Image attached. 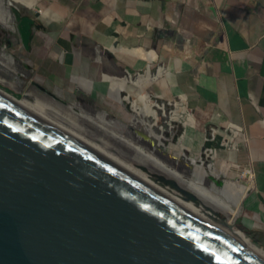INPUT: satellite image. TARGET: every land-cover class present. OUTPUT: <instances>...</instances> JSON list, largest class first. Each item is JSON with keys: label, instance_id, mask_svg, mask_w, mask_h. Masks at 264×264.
<instances>
[{"label": "water", "instance_id": "1", "mask_svg": "<svg viewBox=\"0 0 264 264\" xmlns=\"http://www.w3.org/2000/svg\"><path fill=\"white\" fill-rule=\"evenodd\" d=\"M32 25L29 16L19 18L25 49ZM0 264L264 260L91 144L0 94Z\"/></svg>", "mask_w": 264, "mask_h": 264}, {"label": "crops", "instance_id": "2", "mask_svg": "<svg viewBox=\"0 0 264 264\" xmlns=\"http://www.w3.org/2000/svg\"><path fill=\"white\" fill-rule=\"evenodd\" d=\"M39 1L29 55L53 86L130 94L115 72L142 68L121 50L141 47L169 66L200 124L238 128L253 184L249 229L264 243V0Z\"/></svg>", "mask_w": 264, "mask_h": 264}, {"label": "rangeland", "instance_id": "3", "mask_svg": "<svg viewBox=\"0 0 264 264\" xmlns=\"http://www.w3.org/2000/svg\"><path fill=\"white\" fill-rule=\"evenodd\" d=\"M25 2L29 6L19 1L11 2L9 5L13 28H7L4 23L0 22V77L3 79L0 81V86L8 93L43 108L44 112L42 111L41 115L47 119L50 118L66 129L69 127V130L71 129L72 132H76L95 145H100L110 155L121 159V162L129 164L151 179L172 188L214 220L230 228L241 230L253 244L264 250V243L257 242L249 226L243 222V216L245 212H249L251 206L253 184L252 179L248 177V170L238 155L241 147L237 130L233 134V128L200 124L195 114L186 105L185 95L176 85L172 70L170 71L168 65H163L157 60L150 63V72L155 73L157 68L163 65L162 67L171 74L156 81L149 80L141 87L127 82L130 95L128 93L116 96L112 94L80 95L74 90L75 81L73 80L70 83L69 80L63 89L53 86L39 69L33 67L29 47L25 49L20 42L18 24L21 16H29L33 20L31 31H37L34 27L35 11L39 10L37 5L40 1L25 0ZM142 62L144 68L134 69L129 75L132 79L136 80L145 75V63L143 60ZM109 71L110 69L106 74H109ZM115 73L116 75L124 74V77L128 76L125 71ZM106 74L103 75L105 80H111L112 77ZM110 74L115 75L113 72ZM141 88L147 92L150 100L148 111L143 113V118L155 123L154 130L162 134L161 144L154 137L147 136L144 126L140 123L131 122V119L135 117L132 101L137 99ZM181 95L184 96V100L181 99ZM176 102L181 103L194 118V129L190 132L188 139L181 118L178 116L173 118ZM99 113L104 117L103 120L109 121L111 125H114L113 122L118 123L115 126H106L107 129L133 139L146 150L153 152L166 166L176 169L182 174V178L190 179V182L197 185L201 191L210 192L230 207L240 208L241 212L229 221L222 208L211 203L207 196L183 185L176 177L155 167L139 151L108 132H104L98 126L102 121ZM194 130L198 135V141L190 140L194 137ZM197 144L199 145L196 148ZM200 155L201 159L197 161V164L191 163V157L198 160ZM199 163L201 167L198 166ZM169 180H172L176 186L172 185ZM247 184L249 186L245 191ZM186 193L195 196L193 195L190 199Z\"/></svg>", "mask_w": 264, "mask_h": 264}, {"label": "bare ground", "instance_id": "4", "mask_svg": "<svg viewBox=\"0 0 264 264\" xmlns=\"http://www.w3.org/2000/svg\"><path fill=\"white\" fill-rule=\"evenodd\" d=\"M17 1H19L20 3L27 4V6H29V4L25 2V0L24 1L23 0L22 1L21 0H7L6 2H3L2 0H0V22L4 23V25L7 26V28H13L14 27L13 26L14 24H13L12 18H11V13L9 10V5L11 4V2H17ZM36 11L39 12V10H36ZM111 49H113V47ZM121 50L124 52H128V54L130 53V54L136 56L137 58L143 60L145 63V75L143 77L134 80L128 75L122 79V83H125L128 81V82H132V83L138 85V87L139 86L141 87L145 83H147L149 80L156 81L160 78L167 77L169 74H171L170 71H166L162 66H159L155 73L150 72V70H149L150 63L156 59V54L152 50H145L141 47L121 48ZM0 81H3V79L1 77H0ZM112 86H115V84ZM0 94L3 95L4 97L10 99V100H13L14 102H16V104H18L22 107H25L28 110L36 112L40 116L46 118L44 115H41L43 108H40L31 102H27L24 99L16 97V96L12 95L11 93H8L7 91H5L1 87H0ZM180 97L182 100H184V96L181 95ZM125 98H127V96H125ZM149 104H150V100H149V97L147 95V92L143 91V89L141 88V91L138 93L137 99L132 101V109L135 113V117L131 119V122L132 123H136V122L140 123L142 126H144L145 131L147 133V136L154 137L161 144L162 143V140H161L162 134H161V132H157L154 130L155 123L153 121H147L146 119L143 118L144 117L143 113L148 111L147 109H148ZM174 106H175V111L173 112V118H175L177 116L181 118L180 120L183 122V126L185 128L186 138L188 139L190 132H192V130L194 129V118L191 115V113L181 103L176 102L174 104ZM99 114L101 116V113H99ZM103 118L104 117L101 116L100 120H102V121H101V124H99L98 126L104 132H108L110 135L120 139L125 144H127L130 147H132L133 149L139 151L142 155H144L147 159H149L155 165V167H158V168L164 170L170 176L176 177L177 179H179L180 182L183 183V185H185L189 188H192L194 190H197V191L201 192L203 195L207 196L211 203H215L216 205H218L222 208L223 212L228 216L229 221H232L233 218L241 212L240 208L230 207V205L224 203L223 201L220 200L219 197L212 195L210 192L207 193L205 191L204 192L201 191L197 185H194L190 182V179L182 178L181 177L182 174L177 172L176 169L166 166L164 163L159 161V159L153 154V152L146 150L143 146L134 142L133 139L123 137L119 133H117L115 131H111V129H107L106 126L110 125V127H111V126L118 125V123L113 122L114 125H111L109 121H107L105 119H104L105 120L104 121ZM48 119L51 120L50 118H48ZM51 122L59 125L58 123H56L53 120H51ZM59 126L61 128H63L64 130H66V131L74 134L75 136L79 137L83 141H85V142L87 141L86 139H84V137L76 134V132H72L71 129L69 130V127L66 129L61 125H59ZM237 129H238L237 127H233V129H232L233 134L235 133V131ZM193 139L194 140L198 139V135L195 134V130H194V137H192L190 140L192 141ZM86 143L91 144V146H93L94 148H96L97 150H99L100 152H102L103 154H105L106 156H108L109 158H111L112 160H114L115 162L120 164L121 166H123L125 169H127L129 172H131L132 174H134L135 176L140 178L142 181L147 183L149 186L153 187L155 190L161 192L165 196L174 200L177 204L181 205L185 209L193 212L194 214H196L197 216H199L200 218H202L208 222H212V223L216 224L225 233H227V235L232 240H234L236 243L246 247L251 252L255 253L257 256H259L260 258H262L264 260V250L262 248L256 246L255 244H253L250 241V239L241 230L235 229V228H230L229 226H226L225 224H222V223L214 220L212 217L206 215L203 211H201L190 200L185 199L182 195L178 194L172 188L151 179L145 173H143L139 170H136L134 167L130 166L129 164H127V163L125 164V163L121 162V159H119V158L116 159L115 158L116 156L114 157V156L110 155L108 153V151L106 152V150H104V148L101 147L100 145H98V144L95 145V144H93V142H89V141H87ZM198 145L199 144H197V146H195V147L197 148ZM181 148H184V147H181ZM185 148H187V147L185 146ZM199 157L200 158L198 160L195 159L194 157H191V159H190L191 163L197 164L198 163L197 161H200V159H201V155ZM198 166L201 167L200 163ZM209 168H211V164H209ZM212 172L216 173L214 170H212ZM248 177L251 178L250 172L248 174ZM248 186H249V184H247L245 191L248 188ZM243 222L248 226L251 224V220L249 219L247 212H245V214L243 216Z\"/></svg>", "mask_w": 264, "mask_h": 264}]
</instances>
